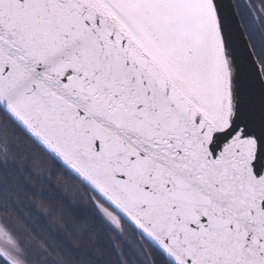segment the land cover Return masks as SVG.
Here are the masks:
<instances>
[{
  "label": "snow or ice",
  "instance_id": "6c2138e0",
  "mask_svg": "<svg viewBox=\"0 0 264 264\" xmlns=\"http://www.w3.org/2000/svg\"><path fill=\"white\" fill-rule=\"evenodd\" d=\"M0 113L169 264H264V62L219 0H0Z\"/></svg>",
  "mask_w": 264,
  "mask_h": 264
},
{
  "label": "trees",
  "instance_id": "16d2710c",
  "mask_svg": "<svg viewBox=\"0 0 264 264\" xmlns=\"http://www.w3.org/2000/svg\"><path fill=\"white\" fill-rule=\"evenodd\" d=\"M104 207L0 113V225L37 246L38 264H46L44 253L49 264H131L99 212ZM0 264H7L2 257Z\"/></svg>",
  "mask_w": 264,
  "mask_h": 264
},
{
  "label": "flooded vegetation",
  "instance_id": "af4514ba",
  "mask_svg": "<svg viewBox=\"0 0 264 264\" xmlns=\"http://www.w3.org/2000/svg\"><path fill=\"white\" fill-rule=\"evenodd\" d=\"M233 1L255 57L258 61L264 62V3L261 0H249L248 5L245 0ZM106 210L113 212L110 207ZM112 214L114 215V212ZM118 218L121 219V225L119 228H115L121 230L119 234L123 232L125 236L123 238L116 234L114 229L112 234L114 239L123 244L124 252L131 264H169L161 253L144 237H141L133 227L129 226L121 217ZM0 234L5 237L1 230Z\"/></svg>",
  "mask_w": 264,
  "mask_h": 264
},
{
  "label": "water",
  "instance_id": "95a60500",
  "mask_svg": "<svg viewBox=\"0 0 264 264\" xmlns=\"http://www.w3.org/2000/svg\"><path fill=\"white\" fill-rule=\"evenodd\" d=\"M219 11L222 16L226 15L228 17L230 35L235 40L238 51L248 57L249 60H251L253 56L255 57V54L253 48H251L250 46L248 37H246L244 27H242L240 18L237 14L236 6L234 5V1L219 0ZM249 48H251L252 50L250 56L248 53ZM8 117L13 121L14 124L18 125V127L25 134H27V136H29L39 147H41L47 155L52 157L59 165L63 166L71 176L76 177L83 186L88 187L95 196H98L106 204V206H109L117 217H121L129 226L133 227L141 237H144L152 246H154L150 239L146 238L144 235H141V233L138 231L140 223L135 219L134 216H128L126 218L123 209L119 211L117 210L118 205L115 204V201H113L112 203L109 202L105 189L96 185L83 172H80L78 168L73 167L63 156H60L55 153L49 144L45 143L41 138L36 137L35 132L30 127L21 125L9 115ZM99 212L107 220V222L112 224L114 228L116 227L115 221L111 217L112 215L109 213V211L100 208ZM0 257H2L7 264H19L13 257H10V255L7 254L2 248H0Z\"/></svg>",
  "mask_w": 264,
  "mask_h": 264
},
{
  "label": "rangeland",
  "instance_id": "374dc122",
  "mask_svg": "<svg viewBox=\"0 0 264 264\" xmlns=\"http://www.w3.org/2000/svg\"><path fill=\"white\" fill-rule=\"evenodd\" d=\"M245 2L249 5V0H245ZM3 142H5V140H3L1 143L3 144ZM103 209H108V206L104 207ZM109 213L112 215L111 217L115 221L116 227L119 228V226L121 225V219L116 217L115 214L113 215V212ZM108 224L112 231L114 229L116 234L121 235L124 238L125 235H123V232L119 234L121 230L113 228V225L110 223ZM0 230L3 231V233L6 234V237L8 238L7 239L0 234V248H2L7 254L13 256L18 263L20 262L21 264H38V253L36 250H34V247L37 246L34 243L28 241L24 236L20 238L13 235L7 227L5 229V226L3 227L0 225ZM40 257H42L41 261L46 262V264H49V256L46 253L40 255Z\"/></svg>",
  "mask_w": 264,
  "mask_h": 264
}]
</instances>
